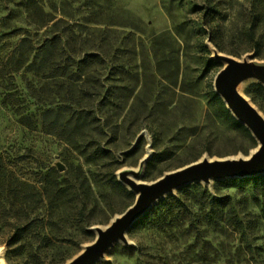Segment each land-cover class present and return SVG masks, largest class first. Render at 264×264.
Returning <instances> with one entry per match:
<instances>
[{
	"label": "rangeland",
	"instance_id": "1",
	"mask_svg": "<svg viewBox=\"0 0 264 264\" xmlns=\"http://www.w3.org/2000/svg\"><path fill=\"white\" fill-rule=\"evenodd\" d=\"M217 54L264 60V0H0L3 263L77 255L134 202L119 173L137 169L148 148L143 182L201 159L249 156L257 140L214 89L225 65ZM242 83L264 115V86ZM217 181L160 199L128 243L94 264H264V173ZM207 193L233 204L224 230L217 222L228 215Z\"/></svg>",
	"mask_w": 264,
	"mask_h": 264
},
{
	"label": "water",
	"instance_id": "2",
	"mask_svg": "<svg viewBox=\"0 0 264 264\" xmlns=\"http://www.w3.org/2000/svg\"><path fill=\"white\" fill-rule=\"evenodd\" d=\"M224 67L214 78L215 92L224 100L238 122L257 140L258 146L247 157L201 159L179 169L167 172L151 182L139 181L144 163L138 170H122L119 180L133 193L134 202L121 214L114 216L104 227H96L94 240L65 264H94L116 242L128 243L126 233L131 225L150 207L168 194L187 184L227 178L250 177L264 173V119L256 108L238 92L237 86L247 79H255L264 86V60L242 59L217 54ZM128 174L133 176L129 177Z\"/></svg>",
	"mask_w": 264,
	"mask_h": 264
},
{
	"label": "trees",
	"instance_id": "3",
	"mask_svg": "<svg viewBox=\"0 0 264 264\" xmlns=\"http://www.w3.org/2000/svg\"><path fill=\"white\" fill-rule=\"evenodd\" d=\"M213 95L215 97H218V95L216 93H214ZM234 123L237 126L243 127L236 120H234ZM261 177H262V174L255 175V176H250V177L227 178V179H224V180H218L217 183L225 184L226 186H230V185H232L234 183H245L247 181H257ZM192 185L187 184V185L183 186L181 189L184 190V191H188L189 188H193V187H191ZM197 186H199V185H197ZM198 194H199L200 197H202V196H204L206 194V191L200 189ZM207 197L209 198L208 199L209 200V202H208L209 204L208 205L212 209H214V207H215L214 211L216 210L215 212H217L219 217H222V215L223 216L228 215V219L227 220L218 219L220 221L217 222V225H220V228L224 230V227L226 228V227L229 226V221L231 220L232 212H233V209H232V205L233 204L231 203L230 198L227 195H219V194H217L216 196H213L210 193H207ZM166 199H170L173 202L178 203V204H180L181 201H183V198H175V197H171V196H168ZM161 204H165V199L161 200L160 202H158L157 207L159 205H161ZM162 215H164V213ZM231 223H232L233 227L236 228V230L237 229L239 230L241 228L240 222H239V220L237 218H235ZM194 224H197V222L196 223L194 222ZM194 224L192 223V225H194ZM29 226H30V222L29 221H26V222H24L22 224H17L14 232L9 236L7 244L10 245V244H13V243H17L21 239L23 233L28 229Z\"/></svg>",
	"mask_w": 264,
	"mask_h": 264
},
{
	"label": "bare ground",
	"instance_id": "4",
	"mask_svg": "<svg viewBox=\"0 0 264 264\" xmlns=\"http://www.w3.org/2000/svg\"><path fill=\"white\" fill-rule=\"evenodd\" d=\"M243 82V81H242ZM242 82H240L239 84H238V86H237V90H238V92L240 93V94H242L246 99H247V97L242 93V91L243 90H241L242 89V86L244 85ZM248 82V81H247ZM249 101V100H248ZM250 102V101H249ZM250 104H252L251 102H250ZM253 106V105H252ZM257 110V109H256ZM258 111V113L263 117V119H264V115L259 111V110H257ZM150 154V149L148 148V150H147V155L145 156V157H147L148 155ZM138 170V168L137 169H135V171H137ZM2 255H3V251H2V248H0V264H4L3 263V260H2Z\"/></svg>",
	"mask_w": 264,
	"mask_h": 264
}]
</instances>
